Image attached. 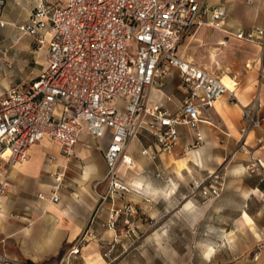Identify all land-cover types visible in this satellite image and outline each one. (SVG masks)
Segmentation results:
<instances>
[{
  "label": "built area",
  "instance_id": "2783aa9c",
  "mask_svg": "<svg viewBox=\"0 0 264 264\" xmlns=\"http://www.w3.org/2000/svg\"><path fill=\"white\" fill-rule=\"evenodd\" d=\"M3 3L0 0V8ZM226 17L224 4L198 0H35L16 31L33 40L36 49L45 47V64L27 86H11L0 94V207L9 170L27 158L35 143L46 139L56 143L63 154L71 155L83 134L104 139L106 172L98 182L103 189L95 190V213L111 202L105 220L98 223L104 231L96 233L92 216L63 259L79 254L91 240L109 245L103 253L108 257L119 239L111 242L107 231L115 233L122 221L133 233L131 218L136 207L114 201L128 192L121 166L133 167L126 153L129 142L146 134L161 152L171 153L179 141L178 126L196 130L199 123L213 124L214 102L225 94L235 99V89L227 90L219 76L178 51L186 36L205 25L223 29ZM3 26L0 19V28ZM226 31L263 47L264 10L260 26ZM171 69L178 72L184 94L176 112L167 106L170 96L159 102L151 99V90L163 84ZM263 120L257 93L241 107L237 145L248 154L246 172L264 179V158L246 142L256 131L255 148L264 150ZM200 140L197 133V142ZM140 153L150 160L157 157L148 147ZM211 177L213 183L195 184L193 194L202 190L218 197L217 175ZM57 190L55 186L48 194L38 192L36 197L57 202ZM14 263L0 252V264Z\"/></svg>",
  "mask_w": 264,
  "mask_h": 264
},
{
  "label": "crops",
  "instance_id": "0c3cea01",
  "mask_svg": "<svg viewBox=\"0 0 264 264\" xmlns=\"http://www.w3.org/2000/svg\"><path fill=\"white\" fill-rule=\"evenodd\" d=\"M3 1V6L0 8V19L4 22V26L0 28V33L9 35L15 40L24 38L16 46L19 53L23 56L32 54L34 62L42 67L46 58L45 47L36 49L33 40L19 36L16 31L17 24L26 19L35 0ZM198 1L208 4H224L227 14L226 23L223 29L210 25L201 27L183 39L189 38L185 44L189 45L192 41H199L200 43L211 41L217 45L215 48L221 53H229V58L234 63H245V72L242 73L244 81L260 80V83L259 85L255 82L248 83L239 91L236 77L228 76L229 79L224 77L223 80L236 83V89L235 99L232 100L225 94L214 102L212 113L221 120L220 132L212 130L205 123H200L197 131L201 135V140L193 145L194 148L188 152L183 151L185 150L184 146L189 143L193 144V137L197 138L196 131L186 126H178L179 141L173 146L171 153L161 152L146 134H140L139 138L129 142L126 153L134 161L141 159L149 164L150 168L153 169V184L165 182L166 187H169L171 191L178 184L180 185L178 192L183 189V183L196 182L201 179L205 171L219 173L226 170L231 175L246 173L249 176H256L246 172L245 164L248 154L238 147L237 141L240 137L241 107L250 103L257 93L261 105V115L264 119V46L262 47L258 42L236 39L226 31L235 33L239 29L248 30L260 26L263 21L264 0H254L253 4H247L244 0ZM208 30L211 31L203 33ZM181 42L178 45L179 53H181ZM218 60H221L220 57ZM174 76L179 77L178 72L171 69L168 77L173 78ZM162 85L151 90V99L159 102L164 100L166 96H170L171 100L167 106L172 112H176L181 105L184 94L180 90L176 93V97L170 94L172 87L170 88L171 91L166 92L161 88ZM256 136V131L247 136V146L252 148L255 154L264 158V150L255 148ZM87 137L86 134H83L74 147L77 155H80L75 157L83 162L81 173L78 177L73 178L70 184H64L63 187L58 188L59 200L57 202L36 197L38 192L48 194L49 190L55 186L52 185V177L45 174L52 170L51 166L45 163L48 156H42L45 152L42 151L39 156H30V153L37 149L40 144L54 146V144L57 145L56 143L46 139L40 140L28 149V156L24 161L9 170L6 182L8 186L5 185L0 207V252L6 254L8 258L31 263H43L59 255H64L67 248L86 228L93 216L96 203L92 185L94 182L102 180L106 172L103 160L105 140H96L90 137L92 141L89 146L85 148L78 145ZM57 146H54L56 152L61 153L60 147ZM145 147L156 154L155 160H150L141 155L140 150ZM53 157L55 165H62L68 160L66 156ZM127 169L128 167L124 166V172H127ZM157 173H159L158 176ZM146 184L158 192L163 190L153 187L150 183ZM67 186L72 189H67ZM250 189L261 192L256 184ZM155 195L160 196L158 193ZM247 195L248 191H246L245 199H249ZM187 202H190V205L193 204L190 200ZM250 209L251 213L246 209L242 210L243 216L241 215V218L246 226L248 220L254 222L252 217L255 211L251 201ZM101 211L104 212V208ZM163 224L167 225V219L164 220ZM93 227L98 234L101 228H99L97 220ZM106 234L111 235V231H107ZM255 234L264 241V232H256ZM117 237L120 239L121 234H118ZM91 243L83 247L79 254L69 258L64 257V260L78 256L83 259V264L106 263L101 253L94 252L95 247H101L99 243L95 242V247ZM256 261L257 264H264V243L260 246V253Z\"/></svg>",
  "mask_w": 264,
  "mask_h": 264
},
{
  "label": "rangeland",
  "instance_id": "374dc122",
  "mask_svg": "<svg viewBox=\"0 0 264 264\" xmlns=\"http://www.w3.org/2000/svg\"><path fill=\"white\" fill-rule=\"evenodd\" d=\"M23 40L24 38L15 40L9 35L0 33V94L11 86H27L30 80L40 72L41 66L34 62L32 54L23 56L19 53L16 46ZM188 40L189 38L183 40L180 47V52L185 58L205 66L221 79L228 76L236 77L239 91L251 82L259 85L260 80L244 81L242 73L245 72V63H234L230 60L229 53H221L215 48L217 45L211 41L209 43L192 41L187 45L185 43ZM219 57L221 60H218ZM179 85V77L166 76L161 88L168 92L172 87L170 94L177 97L176 93L180 91ZM212 116L210 121L213 124H205L212 130L220 132L221 120L213 113ZM195 131L197 138L199 132L197 129ZM137 137L139 138V135ZM192 140L193 144L184 146V152H188L194 148L193 145L197 144L195 137ZM91 141L92 139L87 137L78 145L86 148ZM54 146L57 145L54 144ZM54 146L40 144L30 153V156H39L44 151L42 156L68 158L62 165H55V160L48 157L45 160V163L52 168L45 174L52 177V185L61 188L64 184H70L73 178L78 177L83 162L75 157L80 156L77 155L76 150L71 155H65L62 152H56ZM152 172L153 169L149 164L141 159L133 160V167L128 168L127 172H124V166H121L128 192L121 194L119 198H114V201L116 204L129 202L136 207L135 217L131 218L134 226L133 233L127 225L119 221L115 233L111 231V235H106V238L113 242V238L118 239L117 235L121 234L108 257H104L103 253L109 245L98 242L101 247H95L96 240L89 242H92V246L95 247L94 252L101 253L106 261L103 264H257L260 246L264 243L255 234L264 232V179L261 176H249L246 173L231 175L226 170L219 173L205 171L201 179L196 182L183 183V189L178 192V186H180L178 184L172 191L166 187L165 182L153 184ZM214 174L217 175V184L221 188L218 197L205 195L202 190L193 194L195 184L213 183L211 176ZM98 182H101V179L92 185L95 200V190L103 189V184ZM145 183L163 190L158 192L151 187L148 189ZM254 184L258 185L261 192L250 189ZM68 186L67 189H72ZM246 191H248L249 199H245ZM157 193L160 196L155 195ZM188 200L193 204L185 208L184 204ZM250 201L255 211L252 217L254 222L248 220L246 226L241 215L243 216L244 209L249 213L252 212ZM110 205V201L106 202L103 205L104 212L95 213V203L93 216L98 223L105 220L107 208ZM165 219H167L166 226L163 224ZM99 228L101 230L99 229L98 234H102L104 228L100 226ZM97 257L100 258V256ZM14 261L27 264L25 260L14 259ZM32 264H83V259L77 256L64 260L63 255H59L43 263Z\"/></svg>",
  "mask_w": 264,
  "mask_h": 264
},
{
  "label": "bare ground",
  "instance_id": "6f19581e",
  "mask_svg": "<svg viewBox=\"0 0 264 264\" xmlns=\"http://www.w3.org/2000/svg\"><path fill=\"white\" fill-rule=\"evenodd\" d=\"M221 82L224 84V86L227 88V90L234 91V89H236V87L234 86L235 83L233 81L227 82V80L225 81V80L221 79ZM204 123L211 124L210 122H204ZM146 187L149 189L150 188L149 184H146ZM2 198H3V196H2ZM2 198H1V200H2ZM190 204H191L190 202H187L185 204V208H189ZM14 264H16V263H14Z\"/></svg>",
  "mask_w": 264,
  "mask_h": 264
},
{
  "label": "trees",
  "instance_id": "16d2710c",
  "mask_svg": "<svg viewBox=\"0 0 264 264\" xmlns=\"http://www.w3.org/2000/svg\"><path fill=\"white\" fill-rule=\"evenodd\" d=\"M27 263L32 264L31 262H27Z\"/></svg>",
  "mask_w": 264,
  "mask_h": 264
}]
</instances>
